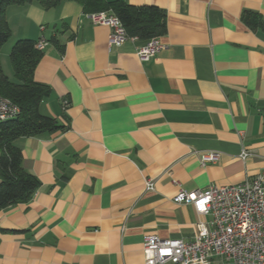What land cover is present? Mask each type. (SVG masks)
<instances>
[{"label": "crops", "instance_id": "obj_1", "mask_svg": "<svg viewBox=\"0 0 264 264\" xmlns=\"http://www.w3.org/2000/svg\"><path fill=\"white\" fill-rule=\"evenodd\" d=\"M123 1L165 11L164 48L150 60L136 54L146 40L110 44L109 27L74 0L6 8L10 36L45 40L40 111L67 127L15 140L40 185L0 210V264H145L146 235L188 241L209 219L172 200L180 189L257 175L264 187V32L241 19L264 20V0ZM213 150L218 160L201 165Z\"/></svg>", "mask_w": 264, "mask_h": 264}, {"label": "built area", "instance_id": "obj_2", "mask_svg": "<svg viewBox=\"0 0 264 264\" xmlns=\"http://www.w3.org/2000/svg\"><path fill=\"white\" fill-rule=\"evenodd\" d=\"M94 24L108 26L109 43H121L129 36L120 19L111 11L88 14ZM45 40L36 43L42 49ZM162 48L158 36L136 49L140 61L150 60ZM19 112V107L0 95V121ZM252 153L242 150L244 160ZM201 165L215 162L218 151L199 153ZM146 191L154 190V179L144 183ZM175 203L191 205L198 217L191 240L146 235L143 240L145 264H264V187L261 175L237 184L210 185L201 191L180 189L172 198Z\"/></svg>", "mask_w": 264, "mask_h": 264}, {"label": "trees", "instance_id": "obj_3", "mask_svg": "<svg viewBox=\"0 0 264 264\" xmlns=\"http://www.w3.org/2000/svg\"><path fill=\"white\" fill-rule=\"evenodd\" d=\"M33 1L47 9L63 0H0V48L10 37L6 8L11 4L22 5ZM74 1L88 14L111 11L120 19L127 34L138 39L148 40L162 35L166 30L165 11L156 5L134 6L123 0ZM241 19L250 29L264 32V20L259 13L245 10ZM50 41L57 44L54 36ZM36 43L30 38H18L12 44L9 51L12 79L3 72L0 63V95L19 107L18 113L0 121V210L29 201L40 185L38 178L24 169L22 153L15 140L25 136L48 135L67 127V123L40 111V103L50 95V90L33 77L42 55Z\"/></svg>", "mask_w": 264, "mask_h": 264}, {"label": "rangeland", "instance_id": "obj_4", "mask_svg": "<svg viewBox=\"0 0 264 264\" xmlns=\"http://www.w3.org/2000/svg\"><path fill=\"white\" fill-rule=\"evenodd\" d=\"M14 36L15 35L13 33V35L9 37L7 42L0 49V58L2 59L3 64L6 65V63H7L8 65H10L11 68H12V66H11L10 61H9V51H10L12 44L16 40V38H14ZM166 264H173V263H166Z\"/></svg>", "mask_w": 264, "mask_h": 264}]
</instances>
